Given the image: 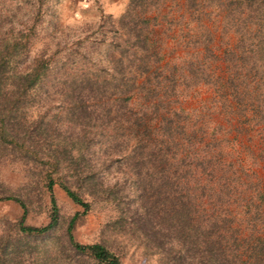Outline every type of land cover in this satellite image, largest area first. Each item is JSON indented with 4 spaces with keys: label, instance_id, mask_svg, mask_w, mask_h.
<instances>
[{
    "label": "rangeland",
    "instance_id": "1",
    "mask_svg": "<svg viewBox=\"0 0 264 264\" xmlns=\"http://www.w3.org/2000/svg\"><path fill=\"white\" fill-rule=\"evenodd\" d=\"M129 1L0 0V36H15L28 30L30 56L43 53L51 57L49 66L57 71L67 68L101 75L102 70L110 71L113 54L114 32L109 21L120 19ZM148 2L157 3L147 17L155 18L150 24L149 39L161 55V64L170 66L179 56L186 54L187 58L193 49L203 51L202 45L192 48L187 43L191 44V36L197 39L208 33L211 41L207 46L215 56L211 68L216 76L224 78L221 56L226 46L233 45V36L222 34L221 13L209 14L205 8L204 13L192 14L186 8V0ZM60 87L64 90L62 96L49 89V95L26 101L20 111L26 125L41 122L39 130L45 129V134L40 145L31 142L30 137L17 138L14 147L0 140V264H86L85 258L75 255L68 245L66 229L73 216V241L103 245L121 264H167L165 248L158 247V240L150 234L152 225L171 227L177 234L180 225L188 222L199 235H204L211 232L209 222H214L216 234L224 235L221 242L225 241L228 247L234 236L239 238L234 230L243 229L245 223L239 219L245 220L242 214L249 215L250 209L239 208L238 202L264 192L261 125L250 128L227 111H220L219 106L211 105L213 92L201 84L170 104H165L166 99L163 102L164 99L139 94L144 106L156 105L144 119L151 131L146 137L144 130H127L122 123L120 127L112 125L110 115L96 116V120L90 119L89 114L81 117L78 109L73 110L75 97L69 87ZM167 107L198 115L196 120H189L188 131L195 132V139L202 138L200 143L192 144L191 140L189 144L185 137L174 134L171 139L177 145H172L159 126L158 116ZM90 120L92 124L88 123ZM206 125L215 127L212 141L218 147L213 148L219 152L212 150L211 154L202 155L203 141L211 139ZM106 130H111L109 138L102 136ZM90 131L101 133L91 136ZM22 133L27 134L23 129L16 135ZM152 139L163 151L160 162L155 148L148 145ZM215 152L222 170L211 176L206 160ZM47 174L53 180L56 224L43 234H25L18 229L22 210L11 198L25 206L23 225L44 226L50 207ZM63 182L87 204L85 211L65 195ZM180 196L181 199L176 198ZM177 200L187 202V211L178 209ZM219 208L227 212L223 214L225 220L216 217Z\"/></svg>",
    "mask_w": 264,
    "mask_h": 264
},
{
    "label": "trees",
    "instance_id": "2",
    "mask_svg": "<svg viewBox=\"0 0 264 264\" xmlns=\"http://www.w3.org/2000/svg\"><path fill=\"white\" fill-rule=\"evenodd\" d=\"M219 1L186 0L185 4L195 15L201 11L204 13L205 8L209 9V14L215 11L221 13L222 34L233 36V45L226 46L221 56L224 78L216 76L211 68L215 56L207 46L211 41L208 33L197 39L191 36L189 37L191 44L187 43V47L192 48L202 45L203 51L193 49L192 53H187V58L184 53L185 56L177 57L176 63L170 66L168 63L161 64V55L154 49L149 39L150 24L155 18L147 17L151 9L156 8L157 3L148 0H130L120 19L109 21L108 24L114 32L111 42L113 54L109 62L110 71L102 70L101 75L98 72L82 70L73 72L67 68L57 71L49 66L51 57H45L43 53L30 56L31 36L28 30L15 36H0V140H5L14 147L18 139L30 137L31 142L34 140L35 144L40 145L45 134V129L39 130L41 122L37 120L26 125L20 118V111L23 110L26 101L49 95V89L62 96L64 90L61 85L69 87L75 97L76 106L73 110L78 109L81 117L82 114H89L90 119L96 120L93 119L96 116L104 118L110 115L114 120L111 122L112 125L120 127L122 123L127 130L132 127L144 130L146 137L151 131L147 129L144 119H147V111H153L156 105L144 106L139 94L147 95L146 98L164 99L163 102L167 101L165 104H170L176 103L178 97L201 84L213 92L211 105L219 106L220 111H227L250 128L258 125L264 128V0ZM190 112L182 108L167 107L158 116L161 132L165 133L175 147L177 143L171 139L174 134L185 137L189 144L191 140L192 144L202 141L200 137L195 139L193 130L188 131L189 120L192 118L196 120L198 117L190 115ZM92 120L88 123L92 124ZM205 127L210 131L211 139L203 141L200 147L202 155L211 154L213 147H218V143L212 141L215 127L211 128L210 125ZM23 129L27 133H24L26 136L22 133L18 137L16 134L19 132L21 134ZM110 131H103L102 136L109 138ZM200 132L205 134L206 131ZM97 133L101 132H91V136ZM80 134L85 138L83 132ZM157 143V140L152 139L148 145L155 148L157 162H160L164 155ZM35 148L36 146L33 149L36 150ZM216 152L206 160L211 167L209 169L211 176L218 169L222 170ZM52 169L55 170V164H52ZM47 177L46 190L50 207L49 219L44 226L23 225L25 206L17 198H11L22 210L18 229L25 234H43L56 224L57 208L52 193L53 180L50 174H47ZM61 187L72 203L80 206L83 211L87 209V204L67 182H63ZM224 188L231 190L233 187ZM176 198L181 199V196ZM176 204L178 209L183 208L187 211V202L177 200ZM237 205L250 211L247 216L242 214L245 220L239 219L245 226L241 231L239 228L234 230L240 239L234 236L229 247L224 244L225 241L221 242L224 235L216 234L217 225L214 222H209L211 232H205L204 235H199L195 228L187 224L188 222L180 225L177 234H174L171 227L164 228L162 225L157 227L152 225L150 234L152 238L158 240V247L165 248L167 264H264V192H257L255 197L243 199ZM223 214L227 215V212L219 208L216 217L225 220ZM74 220L75 216L70 218L66 235L68 245L75 255L84 257L86 264H121L119 258L103 245L75 243L70 232ZM242 231L245 232L244 235H240Z\"/></svg>",
    "mask_w": 264,
    "mask_h": 264
}]
</instances>
